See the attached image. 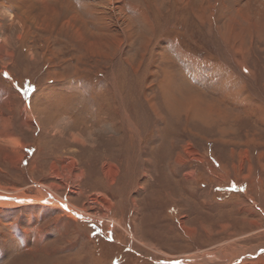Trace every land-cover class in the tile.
<instances>
[{"label": "rangeland", "instance_id": "rangeland-1", "mask_svg": "<svg viewBox=\"0 0 264 264\" xmlns=\"http://www.w3.org/2000/svg\"><path fill=\"white\" fill-rule=\"evenodd\" d=\"M134 2L151 33L85 55L0 0V264L264 257V12Z\"/></svg>", "mask_w": 264, "mask_h": 264}, {"label": "bare ground", "instance_id": "bare-ground-1", "mask_svg": "<svg viewBox=\"0 0 264 264\" xmlns=\"http://www.w3.org/2000/svg\"><path fill=\"white\" fill-rule=\"evenodd\" d=\"M8 1L12 2L15 10L12 12L13 17L19 19L23 29L27 30L26 33L30 30L27 23L32 21L33 26L41 31H48L50 34L67 38L71 44H74L78 50H82L85 55L102 52L105 49H110L111 46L122 49L126 42L131 43L136 36L140 35L136 29L137 26L141 27L145 34L152 31V23L149 17L134 0L128 3L130 10L124 8L126 0ZM164 1L160 0V6L163 5ZM242 1L248 2L247 5L251 7L248 14L253 15L264 12V0ZM250 3H252V6ZM79 7L86 8L87 13H91V17L85 19ZM239 12L244 15L241 8ZM36 18L39 22L36 21ZM89 20L93 21V25H90ZM141 37L143 36H140L141 46L145 47L150 44L152 37H143L142 39ZM76 60L81 62L80 57H77ZM75 63L77 62L75 61ZM0 201L3 205L16 203H7L6 200ZM71 213H76V211Z\"/></svg>", "mask_w": 264, "mask_h": 264}, {"label": "crops", "instance_id": "crops-1", "mask_svg": "<svg viewBox=\"0 0 264 264\" xmlns=\"http://www.w3.org/2000/svg\"><path fill=\"white\" fill-rule=\"evenodd\" d=\"M259 155L260 156L261 155H264V152L259 153ZM262 163H264V159H262ZM235 176H237L236 179L240 178V176H238V175H235ZM251 176H252V172H249L248 174H244V176H242L241 178L244 179L246 177V179H248V178H251ZM232 179H235V178H232ZM70 187H72V185H70ZM251 202H252V200H251ZM254 202H256V201H254ZM259 203L261 204V202H258V204ZM253 205H255V204L253 203ZM262 206H264V203H263ZM262 206H258V207L254 206L255 207V208L253 207L254 209H249L250 212H251V215H255V217L258 215V216H261V217L264 218V210L262 209ZM247 220H248V223H249L250 227L252 228L251 230H250V228H248L249 230L247 232L250 231V232H253L254 233L255 231H259L261 229V228L258 227L259 226L258 220H256V219L252 220L251 218L250 219H247ZM250 235H252V234H250ZM237 248L238 247L234 248L231 252H229L228 253L229 255L227 254L226 257H228V261L229 260H233L234 261V260L238 259V263L239 264H261L262 261L264 260V257H263V255H262L261 252L256 253V250H255L254 252L249 251L250 253H247L248 251H246V253L244 252V253L239 254L238 253L239 251H237ZM243 250H245V248ZM245 254H248V255L247 256H244ZM244 257H248L249 259L247 261H242ZM219 261L220 260H216V262H219Z\"/></svg>", "mask_w": 264, "mask_h": 264}, {"label": "snow or ice", "instance_id": "snow-or-ice-1", "mask_svg": "<svg viewBox=\"0 0 264 264\" xmlns=\"http://www.w3.org/2000/svg\"><path fill=\"white\" fill-rule=\"evenodd\" d=\"M245 71H247V70L245 69ZM170 264H180V261H172V262H170Z\"/></svg>", "mask_w": 264, "mask_h": 264}]
</instances>
